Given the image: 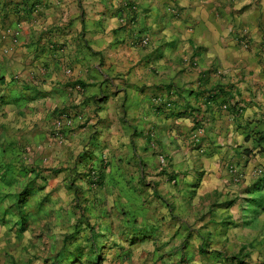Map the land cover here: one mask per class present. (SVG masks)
<instances>
[{"label":"crops","instance_id":"1","mask_svg":"<svg viewBox=\"0 0 264 264\" xmlns=\"http://www.w3.org/2000/svg\"><path fill=\"white\" fill-rule=\"evenodd\" d=\"M0 155L93 204L95 264H264V204L226 170L264 167V0H0Z\"/></svg>","mask_w":264,"mask_h":264},{"label":"rangeland","instance_id":"2","mask_svg":"<svg viewBox=\"0 0 264 264\" xmlns=\"http://www.w3.org/2000/svg\"><path fill=\"white\" fill-rule=\"evenodd\" d=\"M243 164H246V162L242 160L231 162L226 170L235 175L236 184L240 183V191L236 192L240 196L236 195L233 203L249 204L252 210L256 204H264V198L258 202V195H256L258 193H253V195L251 193L252 187L263 175L264 167L257 165L252 168L248 183L244 184L246 179H243L244 171L242 172V170L245 168ZM32 165L33 163H29L23 156H12L10 162L5 163V166L12 167V178L15 182L8 185L6 181L0 180V264H95V255L87 256V253L90 252L89 250H93L98 254L103 248L104 241L98 237L101 230L98 228L101 225L98 220L94 222L95 228L93 230L96 244L90 238L91 231L89 232L87 225L85 226L87 220L95 219L93 204H59L58 194L48 192L50 185H47L43 191L34 194L23 208L18 209L14 204L15 196L34 177L30 172L34 166ZM0 166L2 167L1 155ZM35 184L39 186L42 181L39 179ZM241 186L245 187L242 188ZM123 195L128 200L140 197L131 190ZM217 197L221 201L224 196L221 193L219 195L215 193L198 197L187 194V199L185 198L186 201L188 200L187 204H190V200H195V204H200L201 207L195 210L194 213L189 212L188 215L194 216L195 221L201 216H204V218L214 217L215 207L213 204L217 203ZM127 208L129 214L122 210L123 213L120 216L124 217L126 214V219L130 221L124 223L123 227L130 231L137 228L131 222L132 217L140 215L142 210ZM24 218L27 219V226L23 230L21 229V222ZM72 232L79 233L77 240L63 239ZM119 243L123 244L124 247L127 246L126 241H120ZM77 246H80L83 250L82 253H84L79 261L71 259V254L67 255L68 250L71 251ZM94 247H97V249H94ZM68 258H70V261L66 260ZM237 258L242 260L245 257L237 256Z\"/></svg>","mask_w":264,"mask_h":264},{"label":"trees","instance_id":"3","mask_svg":"<svg viewBox=\"0 0 264 264\" xmlns=\"http://www.w3.org/2000/svg\"><path fill=\"white\" fill-rule=\"evenodd\" d=\"M214 96L211 95L209 96V99H212ZM2 168V171L0 172V180L1 181H6V183L9 185L13 184L15 182V180H13L12 178V167H9V166H3L2 167L0 166V169ZM34 177L32 178V180H30L24 187L23 189L21 190L20 193H18L16 196H15V205L18 209L20 208H23L27 203L28 201L34 196V194H36L37 192L39 191H42L44 189V184H45V178L42 176V173L41 171H36V170H31L30 171ZM41 180L42 181V184L39 185V186H36V182L38 180ZM21 229H25V227L27 226V219L24 218V220L21 222ZM90 231L91 233L93 232L94 228H90ZM73 236H68L67 238H70ZM81 251V247L77 246L74 248V253L71 254V259H75L76 261H79L81 258H82V255L80 253ZM93 252V251H91ZM90 256V255H89ZM95 261L98 260L97 256H95ZM66 260H69L70 261V258L66 259Z\"/></svg>","mask_w":264,"mask_h":264},{"label":"built area","instance_id":"4","mask_svg":"<svg viewBox=\"0 0 264 264\" xmlns=\"http://www.w3.org/2000/svg\"><path fill=\"white\" fill-rule=\"evenodd\" d=\"M140 43L141 44H143V45H146L147 43H148V38H143V39H141L140 40ZM58 126H59V122H58V124H57ZM58 130V129H57ZM56 136H58L59 137V134L57 133V131H56ZM166 166V160H165V158L164 157H161L160 158V167H165Z\"/></svg>","mask_w":264,"mask_h":264}]
</instances>
